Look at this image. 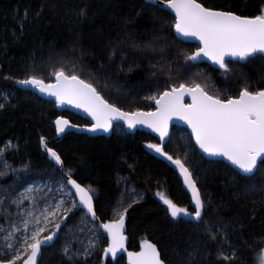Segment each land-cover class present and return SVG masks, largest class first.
<instances>
[{"label":"trees","instance_id":"16d2710c","mask_svg":"<svg viewBox=\"0 0 264 264\" xmlns=\"http://www.w3.org/2000/svg\"><path fill=\"white\" fill-rule=\"evenodd\" d=\"M200 2L241 15H256L264 8V0ZM25 10L27 20L21 29L18 21ZM197 47L176 37L170 13L141 0H0V103L6 105L0 109V148L12 145L3 159L17 170L24 165L56 169L41 150V138L50 140L73 177L96 191V212L104 222L114 218L112 209L123 194V184L135 189L139 197L134 193L129 199L126 214L132 251L148 239L157 244L166 264H258L257 253L264 249V169L242 178L227 163L207 160L187 130L174 128L185 133L184 143L171 139L165 151L174 158L187 152L185 164L205 200L203 222L174 219L157 191L189 211L194 206L177 173L147 147L159 143L155 137L115 128L109 138L69 133L56 142L58 116L81 126L89 122L19 88L18 81L30 75L54 82V71L63 67L124 111H148L155 105L147 99L151 92L191 79L209 94L235 95L245 83L264 87V60L229 61V71H216L185 60ZM4 170L0 164V172ZM56 173L62 177L57 169ZM16 183L14 174L0 175V187L13 189ZM77 218L78 214L66 220L51 246L42 248L39 264H93L74 263L63 254L65 233L75 229ZM210 226L219 233L215 240ZM107 245L105 237L102 248ZM233 251V259H224ZM103 252L95 256L94 264H126L125 258L115 263L104 260Z\"/></svg>","mask_w":264,"mask_h":264},{"label":"snow or ice","instance_id":"6c2138e0","mask_svg":"<svg viewBox=\"0 0 264 264\" xmlns=\"http://www.w3.org/2000/svg\"><path fill=\"white\" fill-rule=\"evenodd\" d=\"M161 4L174 13L175 33L199 41V47L185 56V60L197 61L201 57H207L225 72L230 70L229 59L243 62L251 59L264 60V8L256 15H241L234 11L207 7L200 0H155L152 6ZM82 14L86 15V12L82 10ZM25 20L27 10L18 21L21 29ZM53 74L54 82L46 83L36 75L18 82L54 97L58 105L67 103L83 109L94 121L86 126L88 131H108L113 128L114 123L122 121L128 128L144 125L159 134L161 143H149L147 147L178 168L185 186L191 191L194 206V210L189 211L187 207L175 203L165 192L157 191L156 196L174 219L191 216L197 222H203L205 200L197 186V180L185 164L187 152L182 159L179 156L174 158L165 151L163 141L169 134V123L173 118L187 123L195 144L203 153L226 159L242 178L250 179L264 169V87L254 88L245 83L235 95L209 94L205 86L191 79L174 83L147 97L155 102L154 109L124 111L115 103H110L92 83L82 79L74 71L66 72L61 67ZM186 96L190 97V102H185ZM5 106L0 103V109ZM55 125L57 133H63L70 126L76 127L64 116H58ZM41 143L51 161L59 166L62 177L54 182V188L47 182L43 187L28 184L15 196L0 195V215L7 222L0 224V240L4 241L5 252L11 254L10 258H0V264H37L41 249L51 246L74 208L86 210L85 215L90 214V222L94 224L93 229H89L93 238H89L87 246L83 248L85 255H90L95 248L99 238L97 231L102 229L108 239L105 255L110 253L116 257L118 252L124 250L127 252L128 264H165L157 244L151 240H142L139 251H127L125 219L131 204L125 207L122 200L118 201L112 209L114 218L95 225V221L99 220L94 205L95 190L91 185L85 186L77 182L71 169L64 170L61 155L49 147L43 137ZM10 146L9 142L4 148H0V164L6 169L11 166L3 157ZM23 168L27 170L28 165ZM4 174L0 172V175ZM132 193L139 197L135 189H132ZM25 201L31 203L26 205ZM66 201H70V207L65 206ZM136 202L133 199L132 203ZM12 206L16 208L15 213L10 211ZM58 214L60 222L54 223L53 218H57ZM49 223H53L55 231L44 235ZM208 231L215 240L219 233L213 232L211 226ZM62 251L70 261L74 255L81 254L79 249L70 250L67 243ZM234 257L233 251L232 256L224 259L231 260ZM257 261L258 264H264V249L257 253Z\"/></svg>","mask_w":264,"mask_h":264},{"label":"rangeland","instance_id":"374dc122","mask_svg":"<svg viewBox=\"0 0 264 264\" xmlns=\"http://www.w3.org/2000/svg\"><path fill=\"white\" fill-rule=\"evenodd\" d=\"M156 93H157V91L151 92L150 95H153ZM154 108H155V105H154ZM115 128H117V130L126 132L125 128L122 125H114V129ZM184 136H185L184 132H182V131L176 132L173 129L170 140L174 139L176 142L184 143V140H185ZM11 148H12V145L8 149H11ZM152 152L156 155L155 151L152 150ZM32 167H33L32 165H29L27 170H24V168L21 170L20 169H18V170L12 169L11 167L7 168V169L5 168L4 173L6 175L14 174L18 183H16V186L13 189L0 187V193L5 192V190H7L6 193L8 195L11 194V196H15L17 192L22 191L23 188L26 187L28 184L40 185L41 187H43L45 182L49 183V186L54 188L55 187L54 182L59 181L61 179L57 175L56 169L43 170L41 168H39V169L35 168V170H33ZM21 182H23V183H21ZM21 184H23V185H21ZM123 187H124L123 194L121 195V198L119 201L122 200L123 205L126 207L127 202L129 201V199L131 197L134 196V193H132V189L129 188V186L126 183L123 184ZM45 190H47V189H45ZM94 196L95 197L97 196L96 191H94ZM24 203L27 205V204H30L31 201H25ZM65 206L70 207L71 206L70 201H66ZM15 212H16V208L14 207L13 213H15ZM77 214H78L77 221H75V223L73 224L75 229L72 230L71 228H67V231L65 233L66 241L62 247H64L65 244L67 243L70 245V250H73V251L77 250V249L80 250L81 254L80 255H74L73 259L71 260L74 263L92 262L94 264L96 262L95 256H97V254L99 252L104 251V248H102V243H103V240L106 236L99 229L97 231V235L99 238H98V241H97L95 248L91 250L90 255H85L83 253V248L87 246L88 239L93 238V234L91 231H89V229H93L94 224L92 222H90L91 221L90 218L85 215V211H81L78 208L72 209V212H70L68 214V217L66 220L70 219L74 215L76 216ZM58 217H59V214H58L57 218H53L54 223L60 222ZM186 218L195 220L191 216H186ZM6 223L7 222L5 221L3 215H0V224H6ZM46 227H47V231L44 233V235H47L48 232L55 230L53 223H49ZM80 229H83V231H80ZM3 245H4V241L0 240V258H10V255H11L10 252L6 253L4 248H3ZM42 255H43V251L40 254L38 264L43 257Z\"/></svg>","mask_w":264,"mask_h":264},{"label":"water","instance_id":"95a60500","mask_svg":"<svg viewBox=\"0 0 264 264\" xmlns=\"http://www.w3.org/2000/svg\"><path fill=\"white\" fill-rule=\"evenodd\" d=\"M141 1H145L146 3H149V4H154L155 3V0H141ZM157 7H159L161 10L163 11H166L168 13H170L173 18H174V13L171 12L170 9H167L165 7L161 5H156ZM176 37L187 43V44H195L199 47V41L196 40L195 38H185V37H182L180 36L179 34L175 33ZM229 61H232V62H236V63H244L243 61H235V60H232V59H229ZM228 61V62H229ZM195 64L197 65H208L209 67H211L212 69L216 70V71H223L222 69L219 68L218 65L214 64L210 59H208L207 57H201L199 60L197 61H193ZM55 81V80H54ZM19 88L23 91H27V92H30L34 95H36L37 97H39L40 99L44 100V101H47V102H55V98L52 97V96H48L47 94H44V93H41L39 92L38 89L30 86V85H23V84H19ZM185 102H190V97H185ZM56 103V102H55ZM57 108L59 111L61 112H69L71 114H74L76 116H79L81 117L82 119L86 120L89 122V125H86V126H90L91 123H93L94 121H92V118L90 115H88L83 109H78L76 108L75 106L73 105H68L67 103L63 104V105H58L57 104ZM66 118V117H65ZM68 119V118H66ZM69 120V119H68ZM70 121V120H69ZM71 122V121H70ZM71 125H75L76 127H68L67 129H65V131L63 133H57L56 131V134H57V137L55 139L56 142H60L61 140H63L69 133H78V134H84V135H87L89 137H92V138H96V137H111L112 134H113V130H114V126L112 129L108 130V131H97V132H91V131H88L87 127L86 126H81V125H78V124H74L71 122ZM114 125H122L124 128H125V131L127 134H130V135H135L137 132H145L146 134H149L153 137H155L159 143H161V140L159 138V134L155 131H153L151 128H148L147 126H144V125H137L135 128H128L126 123L124 122H119V124H115ZM56 126V125H55ZM182 128V129H185L187 130V132L189 133V135L191 136L192 140H193V143H194V146L195 148L197 149V151L199 152V154H201L202 156H204L207 160L209 161H223L225 163H227L228 165L231 166V168L234 169V166H232L230 164V162H228L226 159H223V158H220V157H211V156H208L206 153H203L202 150L199 149L198 145L195 144V139L194 137H192L191 135V129L190 127L187 125L186 122L182 121V120H179L177 118H173V120L169 123V128H168V136L165 137L164 141H163V144L164 146L168 145L169 141H170V138H171V134H172V131L174 128ZM45 142L48 144L49 147H51V141L44 138ZM53 148V147H51ZM55 149V148H53ZM41 150L42 152L46 155L48 161L53 164L55 166V168L57 169V171L62 174L61 170L59 169V166L56 165L53 161H51V159L49 158V156L47 155L44 147H43V144L41 143ZM56 150V149H55ZM57 151V150H56ZM58 152V151H57ZM156 156L163 159L164 161H166L170 167L173 168V170L177 173V175L179 176L180 180L183 182V176L180 174L178 168L170 161H168L165 157L161 156L160 154L156 153ZM64 170L66 171V167H65V164H64ZM190 170V169H189ZM235 170V169H234ZM238 171V170H236ZM74 178V177H73ZM75 179V178H74ZM78 182V181H77ZM80 183V182H79ZM184 184V182H183ZM83 185V184H82ZM185 186V184H184ZM198 186V185H197ZM70 187V186H69ZM185 189L186 191L188 192L190 198H191V191L189 189H187V187L185 186ZM201 192V191H200ZM78 199V198H77ZM94 205H95V209H96V204H95V196H94ZM85 211L86 213V210H83ZM97 213V212H96ZM90 220H91V217H90V214L87 215ZM98 216V214H97ZM99 217V216H98ZM127 215H126V219H125V236H126V242H125V246H126V249L127 251H132L128 248V245H129V237L127 235ZM101 222H104L100 219L99 217V220L95 221L96 224H100ZM107 222V221H105ZM64 226V224L61 226V228ZM106 236L107 238V235L106 233L100 229ZM55 240V238H54ZM53 240V242H54ZM108 240V239H107ZM52 242V243H53ZM140 248V247H139ZM42 250V249H41ZM139 251V249L137 250ZM41 254V253H40ZM39 257L40 255L37 257V264H38V260H39ZM120 258H125V261H126V264H128V257H127V252L124 251V250H121L120 252L117 253L116 257H113L110 253L108 255H105V253L103 252V259L104 260H111L113 263L117 262L118 259ZM162 258V257H161ZM166 264V262H165Z\"/></svg>","mask_w":264,"mask_h":264},{"label":"flooded vegetation","instance_id":"af4514ba","mask_svg":"<svg viewBox=\"0 0 264 264\" xmlns=\"http://www.w3.org/2000/svg\"><path fill=\"white\" fill-rule=\"evenodd\" d=\"M176 128H178V127H176Z\"/></svg>","mask_w":264,"mask_h":264}]
</instances>
